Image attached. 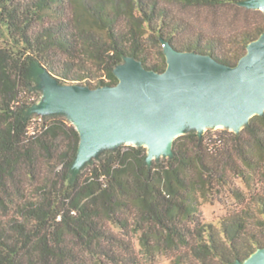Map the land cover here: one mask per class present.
I'll list each match as a JSON object with an SVG mask.
<instances>
[{"label": "trees", "instance_id": "trees-1", "mask_svg": "<svg viewBox=\"0 0 264 264\" xmlns=\"http://www.w3.org/2000/svg\"><path fill=\"white\" fill-rule=\"evenodd\" d=\"M171 1L264 18L246 0ZM262 33L264 19L208 32L162 0H0V264H236L264 248V112L239 130L186 128L162 159L114 146L86 175L69 113L34 122L46 73L96 88L117 84L129 57L163 72L166 54L152 57L150 39L233 66ZM226 192L237 206L206 221L202 200Z\"/></svg>", "mask_w": 264, "mask_h": 264}, {"label": "water", "instance_id": "water-1", "mask_svg": "<svg viewBox=\"0 0 264 264\" xmlns=\"http://www.w3.org/2000/svg\"><path fill=\"white\" fill-rule=\"evenodd\" d=\"M243 4L264 10V0ZM162 45L168 61L163 72L146 69L129 57L127 64L116 68L119 82L115 85L92 88L58 84L54 79L47 104L65 105L74 111L80 123L79 154L92 153L106 138L138 134L151 142L152 152H171L173 140L186 130V119L200 132L204 123L220 121L239 130L242 122L264 112V33L233 66L209 54L181 51L166 40ZM149 156L153 158L150 152ZM236 264H264V248Z\"/></svg>", "mask_w": 264, "mask_h": 264}, {"label": "rangeland", "instance_id": "rangeland-1", "mask_svg": "<svg viewBox=\"0 0 264 264\" xmlns=\"http://www.w3.org/2000/svg\"><path fill=\"white\" fill-rule=\"evenodd\" d=\"M164 4H168L174 12L178 13L185 19L190 20L196 26L203 28L208 32L221 33L225 35L234 34L236 31L244 28H248L257 22L262 21L263 15L257 12H244L243 10H236L235 8H225V9H210V8H195L185 6L183 4L171 1V0H162ZM161 44L155 43L154 39H150L148 41V49L152 57H156L159 53V50L162 48ZM128 61L126 62V64ZM54 78L45 74L43 76V81L41 83V95L39 100L34 103V107L36 110V115L34 117V122L40 120V117L43 116L47 112L51 111H67L71 115L72 123L75 124L78 128H80V123L74 111L65 105L60 104H47V100L49 97V88L55 83ZM185 127H193L194 123H192L189 119L184 121ZM224 124V123H223ZM219 125L217 123L206 122L203 125V129L205 132L216 131L218 128L225 127L226 125ZM244 126V122L240 124V127ZM230 129H234L230 126ZM185 133V130H182L178 133L181 135ZM144 145L147 147L148 152L152 154L153 158L159 157L160 159L169 155V151L167 149H162L158 152L151 151V142L146 140L143 135L138 134L134 137H124L120 139H111L106 138L102 142H100L92 151V153L88 154L84 151H80L78 166L84 171V174H88L90 172L89 168H86V164L91 159H97L98 156L103 154L108 149L119 146V145ZM51 168V167H50ZM47 169V168H46ZM239 184L246 190L243 182L238 179ZM237 200L228 192H226L225 196L218 199V196H213L209 199L202 200L201 209L203 218L206 221H211L217 224L222 216H224L229 210L235 208L237 206ZM132 241L136 250L139 248L137 235L132 237ZM159 259L163 264H170V259L165 256H160Z\"/></svg>", "mask_w": 264, "mask_h": 264}, {"label": "bare ground", "instance_id": "bare-ground-1", "mask_svg": "<svg viewBox=\"0 0 264 264\" xmlns=\"http://www.w3.org/2000/svg\"><path fill=\"white\" fill-rule=\"evenodd\" d=\"M223 123H224L223 121L218 122L219 125H222Z\"/></svg>", "mask_w": 264, "mask_h": 264}]
</instances>
